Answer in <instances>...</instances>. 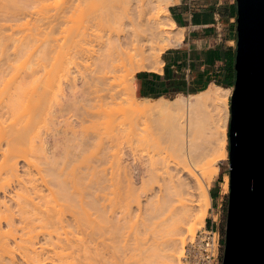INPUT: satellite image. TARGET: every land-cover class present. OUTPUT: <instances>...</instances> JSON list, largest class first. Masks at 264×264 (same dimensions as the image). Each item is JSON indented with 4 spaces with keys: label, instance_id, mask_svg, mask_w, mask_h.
Here are the masks:
<instances>
[{
    "label": "bare ground",
    "instance_id": "6f19581e",
    "mask_svg": "<svg viewBox=\"0 0 264 264\" xmlns=\"http://www.w3.org/2000/svg\"><path fill=\"white\" fill-rule=\"evenodd\" d=\"M179 1L101 0L104 5L119 4L128 7L124 19L128 21L130 30H125L122 37L117 36L106 42H101L100 45L98 44L100 47L97 52L100 53V56L97 57V62L94 63L95 68H91V72H85L86 74L77 72L73 78L69 76V73H63V77H61V79H68L66 87L70 90V98L67 99V103L65 102L66 106L63 105L65 109H60L58 113L61 114L63 110H66L65 113H67L68 107L77 108L81 112H76L79 113L78 115L73 112L75 116L73 115L72 118L77 115L76 122L81 126L88 123V121H94L95 110H98L96 106L99 105H97L98 102L94 101L95 99H99V103H101L99 108H101L102 115L108 108L110 110L113 107L112 105H119V107L125 105L123 108L120 107L122 111L127 109L128 112L130 111L135 115L147 116L154 120V122L152 121L153 124L145 125V127L137 122L133 126V132L139 147L156 145L158 150L155 153L149 152L145 157L146 160H137L139 161L137 162L138 165H129L126 162L122 163L124 161L123 155L121 156L119 151H114L112 146L109 145V142L111 144L114 141L111 142L109 138H106L105 141L97 133L98 136L95 135L92 139L100 142L98 147L99 145L102 146L103 151L101 148L98 149L102 151L100 153L101 151L99 152L96 149L100 154L97 152L99 156H96L93 166H89L88 171L84 169L87 175L83 174L86 176H82V173H80L82 177L78 176L74 179L73 175L72 179L74 180L70 176V178L68 177V183L72 180L71 185L66 182L68 175L64 177L63 174L66 170L63 169L62 165V167L60 166L59 163L61 162L54 157L57 161L56 164V161L53 162L52 160V155L51 158L48 157L50 162L44 174L50 178L51 181H48L53 184L54 189H57L55 191L51 190L52 188L47 185L50 188H47L48 193H44L45 191L37 188L29 190L27 187L28 182L22 178L24 175L21 177L19 173L17 161L13 162L12 160L13 157H16L15 153V156L9 154L13 157L6 155L10 152L3 153L4 158L0 162V191L7 187L3 184V181L8 177L7 180H17L19 189L23 190V193L19 192L22 194H18L17 191L10 198L8 197L9 200L0 197V253H2L0 254L2 255L0 256V264H3L6 259H8V262L5 264H17L11 241H15L14 245L16 244L19 249L21 247L22 251H20L22 253L21 255L18 253V255L23 256L24 263L42 264L45 261L41 257L43 250H46L45 247L42 245L44 248L39 251L33 241L35 236L33 238H26V236H29V232L33 229L36 230L37 225L43 227V224L51 226L46 232L47 239L50 242L46 241L51 247L48 251L51 264L63 262V259L67 257L76 260L75 264H119V262H122L120 259L126 260L127 255L130 252L132 254L135 250H139L138 246H140L135 241L134 244L137 246L132 248L128 246V250L125 245L127 243L122 242L123 238L127 236L128 239V235L134 234L133 236H136L138 241L137 236L139 237L146 230L149 231L150 227L159 228L161 232L164 231L162 234L166 233L168 239L160 247L149 248V252L147 251L149 249H143L147 253H151L146 254L149 257L144 258V261L138 259L139 262L137 263L156 264L159 263L158 260L165 259L168 262L163 264H180V256L182 257V249L185 244L184 236L187 234L194 238L197 226L204 227L206 224L211 204L210 186L220 172L219 166L214 167V165L221 162L226 156L224 149L225 128L230 110H225L220 120L222 123L219 124L213 121L209 107L220 98L227 97L231 90L212 83L205 90L198 93L189 94L188 96L179 94V97L173 101L164 100V98L136 97V85H134L136 73L161 71L164 65L161 60L162 55L170 49L180 48L183 44L185 29L176 25L170 13V7L178 4ZM131 11L136 13L135 17L128 14ZM124 71L128 72L127 75L121 76L120 74ZM24 77L18 75L13 79L10 78V81L7 80L8 84L10 82L21 84L18 88H15L17 84H15L16 86L13 85L16 94L10 98V103L6 104L8 109L11 110L12 117L15 118L17 115V118L19 116L18 119L24 121L27 119L24 126L25 131L20 130L21 133L18 131L19 134H15L13 130L8 133L11 139L13 137L12 140H18L19 144L16 142L21 146L31 135V124L28 119L36 110H39V106L31 107L30 103L33 101L44 104L47 96L44 92H38L36 86L31 88L34 84H29L31 85L30 89H25L22 83L31 82L32 80L34 82L36 79L30 80L27 77V79L29 78L27 80ZM37 82L39 83L40 80ZM58 83V91L60 92L62 91L60 90L62 82L59 80ZM79 83H81L80 88L78 87ZM40 84L42 83H39V86ZM5 86L6 84H4ZM76 88L80 89L78 95L75 93ZM11 91L13 92V90ZM65 96L67 97V95ZM48 98L53 99V97ZM92 103H96V105H92ZM94 106L95 110L93 109ZM21 108L23 109L20 111ZM74 109L73 111H75ZM2 114L3 112H0V116ZM17 118L15 124L18 121ZM11 124L13 125V123ZM17 124L19 126V121ZM104 127L106 126L104 125ZM130 130L132 131V129ZM73 133V137L76 139L77 131L74 130ZM110 136L112 137V135ZM92 139L84 140L85 142L82 143L79 141L78 146L74 145L77 153L75 152L76 154L74 153L75 155L72 154V156L70 154L71 157L68 155L70 158L64 157L65 160L68 159L67 161L70 162V164L66 163L67 168L70 165L77 164L78 167L83 165V162H81L83 156L81 155L84 154L85 147L89 146ZM31 141L33 142V139ZM71 147L73 148V146ZM44 152L40 147L33 151L29 148L23 154L24 162L32 166L31 157H33V154L37 156V153L43 154ZM127 155L129 154L127 153ZM80 156L81 159H79ZM77 160H80L81 164H79V161L75 164L74 162H77ZM58 166H60L59 170H57ZM39 171L42 175L41 170ZM44 181L46 185V180ZM44 181H42L43 185ZM229 182L227 176L224 184L226 189H228ZM139 183L142 187L138 186ZM82 188L84 193L89 189L86 193V195L89 194L88 197L85 196L87 197L86 200H81L82 197L84 198ZM75 192L82 193L78 195ZM73 195H76V199H80V202L78 201L80 209L74 210L78 205L75 204V199H72ZM143 197L146 199L145 201H142ZM16 208L19 211H16ZM65 210L68 211L69 215L71 214L69 219L66 217ZM135 210L144 211L146 218L139 228L136 225V227H130L127 225L128 222L126 223L128 217ZM18 216L19 218H17ZM4 225L7 228L5 231L3 230ZM127 226L130 228L129 230ZM44 228L42 231H44ZM69 234H79L83 237H78V239L74 237V240H70L69 237L67 238ZM97 234L100 235L97 236ZM18 237L21 242L17 243ZM122 243L125 244L122 245ZM116 249L118 250L116 251ZM5 257L7 258L5 259Z\"/></svg>",
    "mask_w": 264,
    "mask_h": 264
},
{
    "label": "rangeland",
    "instance_id": "374dc122",
    "mask_svg": "<svg viewBox=\"0 0 264 264\" xmlns=\"http://www.w3.org/2000/svg\"><path fill=\"white\" fill-rule=\"evenodd\" d=\"M235 3L237 4L236 0H235ZM127 10H128V7H126L125 5H119V4L104 5L102 4L101 0H32V1L31 0H11V1L10 0H0V79H2L0 80V112L1 113L3 112L2 115H4V116L1 115L2 120L0 119L2 122L0 125V134H1L0 135V162H2L1 159L3 160L4 158L3 153L5 154V152L6 153L10 152L6 155L11 156V157L16 155L17 158L13 157L12 160L13 162L17 161L19 173L21 174V177L24 175L22 178H24L28 182L27 187L29 188V190L31 188H37V189H41L42 191H45L44 193H48L47 191L50 188H52L51 190H54V191L57 190V189H54L53 184L48 181L50 180V178L45 176L44 174L46 173L48 163L50 162V159L48 157L51 158L53 156V159H52L53 162L56 161V159H58L59 162H61L59 163L60 166L62 165L63 169L65 168L66 170V172L65 170H63L65 172V174H63L64 177L68 175L66 178L67 183H68L69 176L71 177V179L73 177L75 179V177L77 178L78 176H81L80 173H82V176L86 174L85 171H88L89 166H93L96 160V156H99L98 154L102 153L103 151V149L101 148L102 146L99 145L98 147V144H100V142H98L95 139L94 140L92 139L95 135L98 136L97 133L100 134L101 136L100 138H103L105 141L107 140L106 138H109L111 142L114 141L111 144L109 142V145L112 146L114 151H117V152L119 151V153H121V156L123 155L122 157L124 161H122V163L126 162L129 165L137 164V162H139L137 160L143 161L145 157H147L149 152L155 153V151L158 150V147L156 145L145 146L144 148L143 146L139 147L136 143V138H135L136 136L134 135V132H133L134 131L133 126L137 122H139L141 126L145 127V125L153 124L154 120H152L150 117H147V116L135 115L130 111L128 112L127 109L122 111L120 107L123 108L125 107V105H122L120 107L119 105L117 106L112 105L113 107L111 106L112 108H110V110L108 108V110L104 111L103 112L104 114L102 115L101 108H99L101 103H99V99H95L94 101H96V103L98 102L97 105L98 104L99 105L96 106L98 110L94 109L95 106L93 107V109L96 111L95 113L96 116L95 118H93L94 121H88V123L82 124L83 126L78 125L79 123L76 122L77 115L79 114V113L77 114L76 112L80 111L77 108L75 109L73 108L75 110L73 111L72 108L68 107L67 113H65L66 110H63L61 114L58 113L60 109L61 110L65 109L64 107L66 106V103L68 102L67 99L70 98V93H69L70 90L67 89L66 87L68 79H65V78L61 79V77H63V73H69V76L70 77L72 76L73 78L76 76L77 72L78 73L83 72L84 74H86L87 72L88 73L91 72L90 71L91 68H95L94 65L96 64L95 62H97V57L100 56V53L97 52L99 51L98 49L100 47L99 46L100 43L106 42L107 40L111 38H115L117 36L122 37L125 33L124 32L125 30H130V26H128V21L124 19L125 14H127L126 13ZM128 14H131V17L132 15H134V17L136 15L134 11H131ZM234 24L237 25V19L234 21ZM50 26L52 27V29ZM38 27L40 30L38 29ZM226 29H228V25H226ZM162 62L164 61L162 60ZM127 73H128L127 71H124L120 75L126 76ZM18 75L22 77L25 76L24 77L25 79H27V77H29L30 80L36 79L35 80L36 83L35 81L33 82V80L31 82L28 81L27 83L26 82L22 83L25 89H30V86L34 84L31 88H34V86H36V88H38L39 90L38 92H44L45 96L47 95L46 98L44 97L45 98L44 104H39V102H33V101L32 103H30L31 107L39 106V110H36L35 113L28 119V121L31 124L30 125L31 135H30V138H28L26 142L22 143V146L21 144L18 145L19 144L18 140H16L18 144L15 140H12L13 137L11 139L8 133L10 131L12 132L13 130L15 131V134L16 133L19 134L18 131L20 130L25 131L26 129L24 128V126L26 125L27 119H25L26 118L25 116H24L25 121L18 119L19 116L17 118V115L15 116V118L12 117V113H10L11 110L8 109V105H6L10 103V100H11L10 98L14 97L16 94L15 93L16 90H14L13 85L16 86L15 84H17V87L15 88H18L21 85V84L18 85L17 82L15 84L13 82H10L11 83L10 85V83L9 84L7 83V80L10 81V78L13 79V77L15 78ZM70 77L69 79H71ZM38 80H40L39 83H42L40 84V86H39V83L37 82ZM59 80L62 82V85H63V86L62 85L60 86L61 87L60 90H62L60 92L58 91L59 90L58 88ZM4 84H6V86L8 87L6 86L4 87ZM78 85H79L78 87L80 88L81 83H79ZM4 88L5 89L7 88V90L5 91ZM10 89L13 90V92ZM227 89H230L231 93L227 97L220 98L217 102H214L209 107V111L211 112L213 121H216L219 124L222 123L220 122V120L225 110L227 109L230 110V116L227 120L226 128H225V143H224L225 147L224 149L226 151V156L225 157L223 156L224 159H222L221 162L215 163L214 165V167L216 165L219 166L220 172L221 173L223 172L226 175L225 174L224 176L222 175L220 179H218L219 175L216 176L214 181L212 182V185L210 186L211 204L208 210V217H207L205 226L204 227L197 226L194 238L192 236H188L187 234L184 236L185 244L182 249V254H181L182 257L180 256V264H183L182 258L184 256L186 245L190 241H193L196 238L199 231L210 228L213 225V221H215L214 227L219 229V231L221 232V235L223 237L226 235V225H227L231 187H230V182H229L228 189H226L224 184H225V179L227 176L229 177V181H230L231 163H230L229 131H230V122H231V99H232L234 87L227 88ZM79 92H80V89L76 88L75 93H77L78 95ZM135 94H136V91H135ZM65 95H67L68 98ZM182 95L188 96L189 94H182ZM48 97H53V99L48 98ZM136 97L139 98L137 94H136ZM177 97H179L178 94L173 95L169 98H164V100L173 101V100H176ZM8 99H9V102H8ZM96 103L95 104L92 103V105H96ZM23 108H21L20 111ZM73 112L77 114L75 118H72L75 116L74 115L75 113ZM6 115L8 116L6 117ZM16 118L19 121V126L17 124L18 121L16 124L14 123ZM5 123L10 124V125L6 126ZM11 123H13V125ZM104 125L106 127H104ZM130 129H132V131ZM74 130L77 131L76 139L75 137H73ZM21 132L22 131H20V133ZM110 135H112V137ZM116 135L118 139H116L117 138ZM31 139H33V142L31 141ZM87 139H92V140L89 146L87 145L85 147L84 154L82 153L81 155L85 157V158L82 157L83 160H81V162H83V165L78 167L79 165H77L76 163H79L80 160H77V162H74L76 164L74 165L75 167L73 165L72 166L67 165L69 167L67 168L66 163L70 164V162L67 161L68 159L65 160L64 157L70 158L72 154H74L75 152L77 153L76 149L74 148V145H77V144L79 145L80 142L82 143L84 140L87 141ZM71 146H73V148ZM39 147L42 148L43 152L44 151L45 152L43 154L37 153L36 154L37 156L33 154V157H31V162H32L31 165L32 164L33 165L29 166L26 162H24L25 161L23 158L24 152L29 148L32 149L33 151L34 149L39 148ZM100 148L102 149V151L98 150ZM96 149L99 152L100 151L101 152L99 153ZM63 153L65 154L63 155ZM127 153L129 155H127ZM9 154H13V156ZM81 156L79 159H81ZM81 162L79 164H81ZM55 163L57 164V161ZM60 166L57 167L58 168L57 170H59ZM39 170H41L42 175H40ZM71 173L73 174L70 175ZM7 178L8 177H6V179H4L3 181V184L7 187L4 186L5 188L3 189L5 190L2 189L0 191V197H2L1 199L6 198L7 200H9L8 197L10 198V196H12L13 193L15 194V192L17 193L18 191V194H22L23 190L21 191L19 189L20 187L18 186L17 180L15 181L13 179H10L13 181L12 182L9 179L7 180ZM43 179L46 180V185ZM42 181H44V185ZM71 181H69L68 184H70ZM215 183L217 184V187L215 188L217 195L216 197L212 198L211 192L214 189L213 186ZM47 185H49L50 188ZM139 185L140 183L138 184V186ZM139 187H142V186L140 185ZM82 189L80 190L82 191ZM86 191L84 193V189H83L82 192L84 193L83 194L84 198L82 197L81 200L82 199L86 200V198L88 197L89 194L86 195V193H88L89 189H87ZM19 192H22V193H19ZM82 192H79V193H82ZM79 193L77 192L76 194L80 195ZM72 197H73L72 199H75L74 200L75 204L78 205L77 208H75L74 210L78 208L80 209L79 203H78V201L80 202V199L79 200L78 198L76 199L75 198L76 195H73ZM145 200L146 199L143 197L142 201H145ZM16 211H19V209L17 210L16 208ZM65 212H66L67 219H69L71 217V214L69 215L68 211L66 210ZM17 218H19V216ZM144 220H146L144 211L135 210L130 215V217H128V220L126 221V223L128 222L127 225L130 227L137 226L139 228L141 227L142 223L145 222ZM43 225H44L43 227H45L44 231H42L43 230V227H41L42 225L41 226L37 225V229L36 230L33 229V231H30L29 232L30 235L26 236V238L28 237L33 238V236H35L33 238L34 240L33 239L32 240L34 241V244L36 245V247L39 248V251L42 250L44 247L46 249V250H43V253L41 256L43 261L45 260L44 262H42V264L43 263L51 264V262H49L50 255H48L50 254L48 251H50L51 247L49 246L50 244L48 243L49 240L47 239L48 236L46 234L50 225L48 224L46 225L43 224ZM128 226H127V229L129 230L130 228H128ZM5 228L6 226L4 225V229H3L4 231L7 230V228L6 229ZM132 229L134 230L133 227ZM159 230H160L159 228L157 229L155 227H150L149 231L146 230L142 232L139 235V237L137 236V238L139 239L138 241L136 239V236L135 237L133 236L134 234L130 236L128 235V239H127V236L126 238H123L124 240L121 239L122 242L125 241V243H127V244L122 243V245L125 244L127 247L126 249L128 250H129L128 246H131L130 248L137 246V245H140V246H138L139 250L137 251L135 250V252H132V254L131 252L129 253L128 251L129 255H127L128 258H125L126 260L123 259L124 260L123 261L122 259H120L122 261L121 263L119 262L120 260L116 262H119V264H134V263L138 264L137 262H139L140 260L144 261L145 260L144 258L147 259L149 256H146V254L149 255L151 252L147 253L146 251H144L145 249H149V248L153 249L156 246L160 247L168 239L167 238L168 236L166 235V233L162 234L164 231L161 232ZM99 235L100 234H97V236ZM68 237L70 240H74L75 238L78 239V237L80 238L83 236L79 234H69L67 238ZM23 238L25 239V236ZM17 239H19L18 241L16 240V242L18 243L20 241V238L18 237ZM135 241L137 245L134 244ZM14 243L15 241H11V246L12 248H14L13 250L15 251V261L17 262V264L18 263L23 264L24 263V259L22 260L23 256L22 257L20 256L22 253L21 252L22 249L21 247L19 249L16 244L14 245ZM140 248L142 250L144 249L143 250L144 252ZM117 250L118 249H116V251ZM147 251L149 252L150 249ZM18 253L20 255H18ZM44 256L47 258H45ZM6 258L7 257H5V259ZM63 260H64L63 262L61 261L58 264H75L76 262V260H73L72 257L71 258L67 257ZM7 262H8V259H6V261H4L3 264ZM158 262L159 263H156V264H163V263H167L168 261L165 259H161V260H158Z\"/></svg>",
    "mask_w": 264,
    "mask_h": 264
},
{
    "label": "water",
    "instance_id": "95a60500",
    "mask_svg": "<svg viewBox=\"0 0 264 264\" xmlns=\"http://www.w3.org/2000/svg\"><path fill=\"white\" fill-rule=\"evenodd\" d=\"M236 1L224 264H264V0Z\"/></svg>",
    "mask_w": 264,
    "mask_h": 264
},
{
    "label": "crops",
    "instance_id": "0c3cea01",
    "mask_svg": "<svg viewBox=\"0 0 264 264\" xmlns=\"http://www.w3.org/2000/svg\"><path fill=\"white\" fill-rule=\"evenodd\" d=\"M170 13L176 25L185 29L183 44L162 55L161 71L136 74L139 98H169L184 94L178 89L198 91L212 83L231 84L238 50L235 0H180ZM224 174L220 172L218 179ZM216 187L215 183L211 192L215 197Z\"/></svg>",
    "mask_w": 264,
    "mask_h": 264
},
{
    "label": "built area",
    "instance_id": "2783aa9c",
    "mask_svg": "<svg viewBox=\"0 0 264 264\" xmlns=\"http://www.w3.org/2000/svg\"><path fill=\"white\" fill-rule=\"evenodd\" d=\"M213 225L198 232L184 251L183 264H224L226 236H222Z\"/></svg>",
    "mask_w": 264,
    "mask_h": 264
},
{
    "label": "trees",
    "instance_id": "16d2710c",
    "mask_svg": "<svg viewBox=\"0 0 264 264\" xmlns=\"http://www.w3.org/2000/svg\"><path fill=\"white\" fill-rule=\"evenodd\" d=\"M235 82H236V76L234 77V79H233V82L231 83V84H228L227 82L226 83H224V84H219L220 86H223V87H226V88H231V87H234L235 86ZM208 87V85L207 86H205L204 88H202V89H200V90H198V91H192V90H180V89H178V93H180V92H183L184 94H195V93H198V92H200V91H203V90H205L206 88ZM215 196H214V194H212V198H214Z\"/></svg>",
    "mask_w": 264,
    "mask_h": 264
},
{
    "label": "flooded vegetation",
    "instance_id": "af4514ba",
    "mask_svg": "<svg viewBox=\"0 0 264 264\" xmlns=\"http://www.w3.org/2000/svg\"><path fill=\"white\" fill-rule=\"evenodd\" d=\"M226 236V235H225Z\"/></svg>",
    "mask_w": 264,
    "mask_h": 264
}]
</instances>
